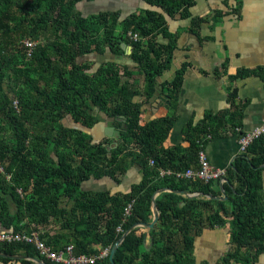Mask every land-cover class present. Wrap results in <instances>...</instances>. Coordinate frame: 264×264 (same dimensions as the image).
<instances>
[{"label": "trees", "instance_id": "trees-1", "mask_svg": "<svg viewBox=\"0 0 264 264\" xmlns=\"http://www.w3.org/2000/svg\"><path fill=\"white\" fill-rule=\"evenodd\" d=\"M79 1L0 0V32L7 36V44L19 43L10 38L11 33L25 22L32 39L44 31L56 37L51 46H36L29 57L23 54L26 60L21 63L2 55L0 46V121L2 128L9 125L14 139L7 143L0 135L3 229L26 234L38 231L54 250L73 244L75 255H95L112 248L129 230L116 250L115 264H196V238L207 229L225 228L229 217L228 250L216 262L200 264H258L264 254V221L256 222L254 213L260 205L257 187L262 184L264 135L236 156L223 176L227 181L185 175L191 168L198 169L199 152L209 141L241 126L245 104L232 97L230 109L208 110L198 122H186L182 133L188 157L173 158L166 142L177 118L160 116L144 122L142 111L156 91L158 77L173 66L177 34L170 31L160 11L142 9L122 20L119 11L86 17L78 9ZM147 1L171 15L181 11L183 16L188 15L185 5L192 2ZM2 16L17 21L2 25ZM199 22L194 19V27ZM27 32L20 38H27ZM130 32L138 34V39ZM160 36L169 41L161 42ZM122 43L131 46L130 53ZM107 51L130 58L133 64L112 59L92 70L80 60ZM186 70V64L176 70L173 95L180 93ZM220 71L216 73L231 79L247 75L245 70ZM6 75L26 83L29 91H5ZM139 95L143 100H137ZM16 98L20 111L12 105ZM69 119L74 123L69 124ZM108 119L119 130L118 136L102 135L101 126ZM130 155L141 169L139 182L122 190L83 187L87 181L103 179L121 186L124 178L119 174L126 177ZM158 191V222L147 231L142 226L133 228L153 220V197ZM0 253L6 254H0L4 263L14 260L8 255L41 258L34 245L16 241L0 242ZM91 264L113 262L108 256Z\"/></svg>", "mask_w": 264, "mask_h": 264}, {"label": "crops", "instance_id": "crops-1", "mask_svg": "<svg viewBox=\"0 0 264 264\" xmlns=\"http://www.w3.org/2000/svg\"><path fill=\"white\" fill-rule=\"evenodd\" d=\"M77 6L86 17L105 11H119L122 20L142 9L157 10L165 15L170 31L177 34L174 62L170 70L158 77L153 97L143 106L142 120L147 122L160 116L177 118L166 142L172 150L173 158L186 160L188 157V143L184 141L182 133L186 122L191 119L198 122L208 110L220 112L230 109L232 97H235L236 103L245 104L241 126L235 131L223 132L204 147L212 166L226 173L241 153V135L264 122V0H192L189 7L185 5L188 13L186 16L181 11L171 15L163 7L147 0H81ZM196 18L200 21L197 28L194 27ZM160 40L164 43L169 41L163 36H160ZM122 48L127 53L131 51V46L126 43H122ZM112 59L133 63L132 59L110 51L104 55L94 52L80 58L92 70ZM185 64L187 70L182 88L178 95H173L171 90L176 70ZM222 65H226L224 68L228 74L245 70L247 75L235 79L227 74L218 75L216 72L224 69ZM137 100H143V95H139ZM108 120L105 127L113 126L116 130L112 119ZM129 143L134 146L133 138H129ZM126 163L128 171L124 183L121 186L116 183V190L127 189L142 178L141 169L132 162L131 155ZM260 177L262 184L257 187L260 205L254 213L259 223L264 221V169ZM221 181H225V177L222 176ZM91 182L87 181L83 186L92 189ZM226 220L225 228L207 229L196 238V264L205 259L214 263L228 250L231 219L228 217ZM4 230L0 223V232ZM218 242L222 243L224 249L217 247ZM21 256L27 255L16 254L10 256L14 260L8 263L0 261V264H23L20 259L24 257ZM198 256L204 259L199 261ZM216 256L218 259L212 261ZM258 264H264V254Z\"/></svg>", "mask_w": 264, "mask_h": 264}, {"label": "built area", "instance_id": "built-area-1", "mask_svg": "<svg viewBox=\"0 0 264 264\" xmlns=\"http://www.w3.org/2000/svg\"><path fill=\"white\" fill-rule=\"evenodd\" d=\"M133 39H138V34L129 33ZM27 47L30 48L28 55H31L34 48V43H27ZM264 135V122L255 127L253 130L246 132L240 137V151H246L249 144ZM153 163V160H151ZM1 168V167H0ZM188 177H197L205 180L220 178L225 175V172L222 170L215 169L208 155L204 149H201L199 152V167L198 169L191 168L186 173ZM132 208V203H130L125 208V213L129 214ZM24 242L29 243L35 246L36 250L41 255V258H47L51 261L59 262L62 264H91L94 263L97 259L105 258L110 256L111 248H103L99 254L95 255H86V254H78L75 255V247L73 244L67 245L65 248L61 250H54L51 246H49L41 237L38 231H33L30 234H26L23 232H14V231H3L0 232V242Z\"/></svg>", "mask_w": 264, "mask_h": 264}, {"label": "rangeland", "instance_id": "rangeland-1", "mask_svg": "<svg viewBox=\"0 0 264 264\" xmlns=\"http://www.w3.org/2000/svg\"><path fill=\"white\" fill-rule=\"evenodd\" d=\"M3 17V23L2 25H4L6 22L10 24V26L14 25L17 21L16 20H13L11 18H6L5 16H2ZM11 17V16H10ZM26 24L24 26L21 27V29H19L18 31H13L11 33V39H14V40H18L19 43H10V44H7L8 40L7 38H4V37H7L5 35H2V32H0V46L2 47L3 51H2V55H5V56H8L9 59L11 58H16V60L21 63L22 61H25L26 59L22 56L23 54H26L28 57V53L30 51V48L27 47V43L29 42H32L34 43V47L36 46H44L46 45L47 43L51 46V44L53 43V41L55 40V35H53L51 32H47V31H44L45 33H41L40 37H38L37 39H32V37L29 36L28 32H27V29H26V25L28 24V22H25ZM3 27H1L0 30H2ZM23 32H27L26 34L28 35L27 38L23 37V38H20L21 37V34ZM31 38V39H30ZM5 41V42H4ZM34 50V48H33ZM0 59H1V56H0ZM133 64V63H132ZM133 66V65H132ZM6 69V68H5ZM43 83H41L42 85ZM3 88L5 91H12V89H22L24 90L25 92H28V88L29 86L26 84V83H23L22 81L16 79L15 77H12L11 79H8V75H6V77H4V82H3ZM18 98H16L12 105L16 106L18 108V111H20V105H19V102L17 100ZM70 122V123H69ZM68 123L69 124H73L74 122L69 119L68 120ZM2 124H3V121L1 122L0 121V135L2 136L3 140H5V142L7 143H13L14 142V139H12L11 135H12V130L9 128V125L7 126V128H2ZM105 126H101V131H103V135H106L105 134ZM95 131V130H94ZM92 131V132H94ZM100 131V132H101ZM99 137V136H98ZM1 171L2 168H0ZM119 177H121L122 179L124 178L123 174H119ZM105 180H107L108 182H106ZM92 181V182H91ZM89 182H91L92 184V189L93 190H100V189H117V186H116V182H114L113 180L111 179H103V180H90ZM111 183V184H109ZM114 185V186H112ZM87 186V185H86ZM112 186V187H111ZM125 186V185H124ZM84 187V186H83ZM55 227L51 228V229H55ZM141 230H145L147 231L148 228H141ZM217 247H219V249L222 250V248L224 249L222 243H219L218 242V245ZM199 257V261L201 259H204V257L202 256H198ZM218 256H216L214 258V260L212 261H215V259H218L217 258ZM207 260V259H205Z\"/></svg>", "mask_w": 264, "mask_h": 264}, {"label": "water", "instance_id": "water-1", "mask_svg": "<svg viewBox=\"0 0 264 264\" xmlns=\"http://www.w3.org/2000/svg\"><path fill=\"white\" fill-rule=\"evenodd\" d=\"M105 134L109 135V136H118L119 130H115V128L113 126H107L105 128ZM225 181H227L226 178H225ZM158 193H159V191L153 197V209H154L153 220L151 222H149V223L139 222V223L135 224L133 226V228L134 227H138V226H145V227H148V228H153L155 226V224L158 222L159 210H158V206H157L156 201H155L156 196L158 195ZM188 194L191 195V196L198 195V194H194V193L193 194L192 193H188ZM224 198H226V196ZM128 232H129V230L122 236V238L111 249L110 260L113 262V264H115L114 255L116 253V250L121 245L123 240L126 238ZM0 254H2V253H0ZM2 255H6V254H2ZM8 256H15V255H8ZM21 257L33 259L35 262H38L39 264H47L45 260H43V259H41L39 257H31V256H21Z\"/></svg>", "mask_w": 264, "mask_h": 264}, {"label": "clouds", "instance_id": "clouds-1", "mask_svg": "<svg viewBox=\"0 0 264 264\" xmlns=\"http://www.w3.org/2000/svg\"><path fill=\"white\" fill-rule=\"evenodd\" d=\"M4 231H9V230H4ZM112 249V248H111ZM111 253V252H110ZM42 259V258H41ZM44 260V259H43Z\"/></svg>", "mask_w": 264, "mask_h": 264}, {"label": "flooded vegetation", "instance_id": "flooded-vegetation-1", "mask_svg": "<svg viewBox=\"0 0 264 264\" xmlns=\"http://www.w3.org/2000/svg\"><path fill=\"white\" fill-rule=\"evenodd\" d=\"M109 122V120H107V123ZM116 130H118V129H116Z\"/></svg>", "mask_w": 264, "mask_h": 264}]
</instances>
